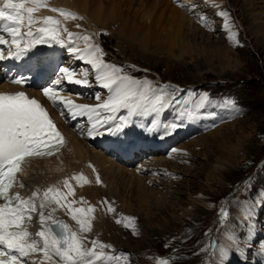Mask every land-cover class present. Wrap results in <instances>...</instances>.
Masks as SVG:
<instances>
[{"label": "rangeland", "instance_id": "1", "mask_svg": "<svg viewBox=\"0 0 264 264\" xmlns=\"http://www.w3.org/2000/svg\"><path fill=\"white\" fill-rule=\"evenodd\" d=\"M183 1L190 4L183 7L185 14L162 0H114L111 26H93L94 30L83 21L84 34L91 45L102 49L106 63L120 67L122 75L146 82L149 100L159 94L167 100L156 112L149 102L140 106L150 108L143 127L148 130L155 119L158 128L171 130L166 124L175 122L179 128L167 136L182 137L163 153L133 158L137 162L128 170L143 175L153 193L144 196L120 181L110 194H102L100 215L114 227L100 233L92 227L86 233V245L97 240L110 246H97L103 255L96 264H218L219 248L230 237H242L251 247L242 245L238 254L228 249L227 264H264L260 251L264 249V0ZM71 54L65 52L68 63L75 65ZM81 67L77 78L88 71L91 83L78 93L72 90L71 96L85 100L92 99L91 93L105 96L108 90L94 87L91 66L83 60ZM60 69L56 67L52 78L61 77L63 86ZM204 94L210 102L200 109L188 107ZM229 100L235 109L225 103ZM83 127L80 137L85 139ZM153 132L148 131L151 140ZM206 134V139H199ZM154 155L177 160V166L168 165L162 175L165 167L148 164ZM153 173L162 177H148ZM84 203L89 206L88 200ZM150 205H155L151 211ZM241 206L251 219L238 216ZM61 218L79 231L66 214ZM113 256L119 259H108Z\"/></svg>", "mask_w": 264, "mask_h": 264}, {"label": "snow or ice", "instance_id": "2", "mask_svg": "<svg viewBox=\"0 0 264 264\" xmlns=\"http://www.w3.org/2000/svg\"><path fill=\"white\" fill-rule=\"evenodd\" d=\"M40 5L41 0H3V7H0V20L8 21L12 27L5 26L4 31L13 37V44L17 51L15 54L9 53L16 59L24 55L31 46L35 44H52L53 42L63 44L56 33V27L49 25H59V21L51 17H44L42 23L44 26L37 27L35 33L31 30V25L34 23L32 13L36 10L33 7L26 8V4ZM52 11L62 12L59 9ZM27 13V16H25ZM73 15V14H65ZM221 16H226L227 13H219ZM25 19L29 26V30L25 33L28 36L29 42L26 47L21 48L18 39L21 38V26ZM67 32V29L63 30ZM69 40H75L76 37L72 33H68ZM90 38L84 36L83 40L87 42ZM7 43L3 36H0V45ZM89 51L81 53L75 46L69 50L77 54L79 59L84 60L91 66V70L95 71V83L102 88L108 90L110 95L107 99L96 97L99 102L95 106L73 103L72 100H65L61 97V91L56 87H45L43 95L53 104L60 103L67 109L68 113L73 117H86L90 121V126L87 131L89 137L116 135L122 133L132 121L131 117L136 115V110L142 103L148 100L146 82H139L129 76L122 75V69L115 65L106 63L103 60L104 53L102 49L95 45H89ZM0 49V60L4 59ZM60 73L68 83L88 86L91 81L87 79L88 71L82 73L83 79H74L77 75L72 69L63 67ZM16 84H21L23 80H14ZM59 85L60 81L57 80ZM166 90H161L163 93ZM192 94L189 93V96ZM175 99V98H174ZM164 95H156L151 101V111H158V106H163ZM206 102H210L207 94L200 97L199 101L194 105L195 108H202ZM188 104V100L184 101ZM227 105L235 109L234 101H226ZM122 109L128 110L127 117H119L116 114ZM103 113V116H102ZM191 115V111L187 113ZM93 116L95 120L93 122ZM119 120L118 124L113 122ZM161 125L152 123L149 132L154 131ZM173 132L179 128V125L173 122L168 126ZM63 147V137L58 131L54 121L50 118L48 112L35 99L29 98L24 92L16 94H0V247L5 251H0V264H26L21 259L28 257L31 253L42 252L44 259L51 261L53 257H58L64 264H96V261L101 259L103 253L96 251L97 246L100 248H108L110 246L99 244V241L92 240V247L85 244L87 239L82 233L91 232L92 217L89 215L96 211L94 207L73 208L71 205L74 200H68V197L74 196L75 192L70 185L69 180H63V187L67 189L62 192L60 187H49L40 199L39 208L44 209L55 204L65 209L70 214L71 219L79 225V231L69 228V225L62 220L54 219L53 213L55 208L44 215L43 211L39 214L41 230L35 233L39 237V242L36 239H30V233L26 228H21V221L32 219V213L37 211L35 200L39 198L37 192H33V200H24L17 194L15 197L9 194V190L13 187L16 180V174L20 170V166L29 162L30 159H47L55 157ZM73 179H77L73 177ZM83 183H88L83 175L78 178ZM96 183H100L99 176L96 177ZM20 187L24 185L21 183ZM19 201V203H14ZM62 201H67L66 203ZM107 203V202H105ZM264 203V202H262ZM109 211H114L109 207ZM248 219L250 215L246 214ZM221 216L226 217L227 213L221 211ZM52 220L53 224L58 228L59 232H53L52 227H46V222ZM117 220L116 223H120ZM21 229L19 231H10L11 228ZM251 247V244H244L242 237H230L227 245L219 248L218 264H227L226 257L229 255L228 249H232L237 254L241 250V246ZM264 254V249H260ZM6 257V259H5ZM109 260L119 259V257H108ZM159 264H168L167 261H160Z\"/></svg>", "mask_w": 264, "mask_h": 264}, {"label": "bare ground", "instance_id": "3", "mask_svg": "<svg viewBox=\"0 0 264 264\" xmlns=\"http://www.w3.org/2000/svg\"><path fill=\"white\" fill-rule=\"evenodd\" d=\"M162 2L166 3L167 5L174 4V7L179 11H181L183 14L186 13L184 12L186 11V9H183V7L186 6L187 8L190 5L188 4L187 1H183V0H162ZM189 2L191 4L194 3L193 0ZM206 2L207 0L205 1V3ZM207 3L214 4V0L212 2L208 1ZM0 7H3V0H0ZM25 7L26 8L33 7L36 9L32 13V18L34 23L31 25V30L33 33H35L37 27L44 26L42 23H36V22H42L44 17H51L52 19L60 22L59 25H55V26L49 25V27H56L58 29L56 35L59 39L60 36H62L61 34L68 36L69 32L73 34L75 33L80 34L79 43H80L81 53L89 51L90 50L89 45H91L90 39L87 42L83 40V37L86 36L83 32V25H84L83 21H85V24L89 26L90 29H94L93 26L103 28L102 26L108 25L109 27L112 25L111 22H115L113 21L114 13H115L114 0H41L40 5H33L29 3L26 4ZM52 9H59L62 10V12L52 11ZM223 9L224 8H222L221 11L225 10ZM189 11H191V9L188 8L187 12ZM178 13L181 14L180 12ZM65 14H73V15L66 16ZM25 16H27V13H25ZM180 21L182 22L185 21V18L182 14L180 16ZM5 26L12 27L13 25L11 26V24L6 20H0V36H3L4 39L7 41V43L0 45V49L3 50L2 54L4 57L7 55L2 60L4 63H6L9 66V68H10V63L13 62V69H10V74L13 75L15 74L18 75L23 73L24 71L32 70L36 72L37 76L39 77L38 74L41 71H45L43 69L49 70V68H47L48 65L52 66L53 64V66L56 67L59 60L56 61L55 57L60 56L61 53L63 52L70 51L69 49L73 47L72 42L68 38H67L68 40L64 44L56 43V42H53L50 45L35 44L31 46L30 49L19 59H16L14 55L13 56L9 55V53L15 54L17 49L13 44V37L9 35L6 31H4ZM64 29H67V32H64L63 31ZM28 30H29V26L27 23V19H25L24 24L21 26V38L18 39V43L20 44L21 48L26 47L28 45L30 38L25 35V33ZM61 40L63 39L61 38ZM228 41L226 40L225 43H227ZM43 50L48 51V54L46 56H42ZM179 52L181 53L180 50ZM71 57L76 60L78 58L77 54L73 52L71 54ZM38 59L42 62L41 65H38ZM78 60L80 59L78 58ZM45 72H46L45 75H47V71ZM45 75L41 76L40 78L44 79L46 77ZM75 77L76 76H74V79H79ZM65 84L67 85L66 86L67 89L69 90L72 89L75 91H77V88L84 89L86 87V86L82 87V85H77L74 83H68L64 79V85ZM59 85L55 83L54 87L60 89L61 97H63L65 100L70 99L73 101V103L85 104L90 106H95L99 103L96 100L97 96L95 94L92 95L91 93V97H92L91 100H85V96L82 99H79L78 96L73 97L67 91H63V89L60 88ZM94 87L99 88V85L95 83V79H94ZM15 88L19 89L18 87H13V86H11L10 89L15 90ZM4 89H9V86H7L5 83H1L0 91ZM24 91L28 95L33 97L37 102H42V103L45 102L46 97L42 95L41 94L42 92L38 91L37 88H24ZM147 91H148V86H147ZM105 94H106L105 96H100V97L102 99H107L108 96L110 95V92L106 91ZM147 96L149 97L148 94ZM148 100L144 101L142 105H147L148 102L151 103L153 98L152 100L149 101ZM164 105H167V100H165ZM53 107L54 108H50V106H47L46 111L49 113L50 117L53 120H55L54 123L63 137V147L61 148L59 154L51 158V160L33 159V160H29V162L27 163L22 164L21 165L22 173L19 176H16V180L12 187V191H9V194L13 197L19 194L22 197V199L29 201L33 200V192H37L39 194V198L35 200V203L37 205V211L31 214L32 219L31 220L25 219L21 221V228H26V230L30 233V239H36L38 242H39V237H36L35 233L41 230V223L39 220V214L41 211H43L44 215L47 216L48 213L51 212L53 208H55V212L53 213L54 219H57L59 216L61 217L62 213L66 214L68 218H71L70 214H68L65 209L55 204L51 205L50 207H45L44 209L39 208L40 199L43 198V193L49 187L58 186L60 187L62 192H66L67 189L63 187V180L68 179L70 185L74 189L75 195L68 197L67 199L76 201L71 205V207L73 208L94 207L96 211L90 213L89 215L92 217L91 224L92 227H95V231L100 233V231L104 229H112L114 227L113 226L114 223L113 222L109 223L105 220L103 221L100 215V211L102 209L100 198L102 194L105 192H107V194H110L113 191L114 186L116 184H120V181H125L126 186L131 185V187L138 189L139 192L144 196L148 195L149 193H153V189L149 187V182L146 183V181L143 180L142 176H140L138 173H135L136 170L133 171L132 169L131 170L128 169H130V166L133 163L132 162L133 158H136L139 155L146 156V155H151L153 153H158L160 150L165 151L168 145H171L176 141L173 138H171V136H167V134L172 130H166V129L161 130L160 128L154 130L153 132L154 139L151 140V134L148 133V130L145 127H143L144 126L143 121H148V120H143L144 114L150 111V108L140 107L139 109H137L136 110L137 114L130 118L132 122L127 127L124 128L122 133H118L116 135H104V136H96V137H89L85 133L87 139L83 138L84 139L83 140L81 139V137L79 138V134L82 132V127L84 125L83 122L86 124V129L88 131V128L90 126V121L88 120V118L86 117L73 118L68 113L67 109L64 108L63 105L60 103H56V105H53ZM60 107H62V109L59 111L60 113L58 114L57 111ZM150 107H152V104H150ZM188 107L197 109L194 107V104H191ZM62 114H65V117L68 120L62 119L61 118ZM116 115L119 117H127L128 110L122 109ZM94 120H95V116H93V122ZM119 122H120L119 120H116L113 123L118 124ZM154 122L156 123L155 119ZM169 125L171 124L168 122V124H166V127H168ZM181 129H183V127ZM178 134L180 133L178 132ZM206 136L207 134L202 135L199 137V139H206L204 138ZM198 140L196 137L195 143H198L197 142ZM99 146H102L104 151L114 153L113 155L114 158L110 159L106 154L98 152L95 148H98ZM112 147L114 148L115 152L113 151ZM182 153L187 154V151L182 150ZM155 155H159V154H155ZM155 155L151 158L152 159L151 163L148 162V164L158 168L159 166L165 167L164 174H166L167 172L166 168L168 165L177 166L178 163L177 160L170 161L168 158H166V160L164 161L163 160L164 158L162 157L159 158L158 156ZM167 159L169 161H167ZM81 175L85 177L88 183L85 184L78 179ZM97 176H99L100 178V183H96ZM73 177H76L77 179H73ZM21 183L24 185L23 188L20 187ZM86 200L89 201V206L85 205L86 206L85 207L83 203ZM62 202L66 203L67 201H62ZM2 203H6V202L3 201ZM14 203H19V201H15ZM158 205L156 206L158 207ZM153 207H155V205H150L148 210L151 211ZM133 209L135 210V208ZM60 211H62V213ZM238 216L240 218L246 217L244 206L240 207ZM51 225H54L52 220H48L45 226L50 227ZM78 229H79V225H78ZM9 230L19 231L21 229L13 227ZM81 235L86 237L87 234L82 233ZM29 256H31V259L35 261V264H50L49 261L44 259V255L42 252L38 251L35 253H31ZM51 264H58L56 257H53Z\"/></svg>", "mask_w": 264, "mask_h": 264}, {"label": "water", "instance_id": "4", "mask_svg": "<svg viewBox=\"0 0 264 264\" xmlns=\"http://www.w3.org/2000/svg\"><path fill=\"white\" fill-rule=\"evenodd\" d=\"M59 230V229H58ZM60 231V230H59Z\"/></svg>", "mask_w": 264, "mask_h": 264}]
</instances>
